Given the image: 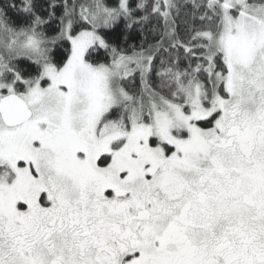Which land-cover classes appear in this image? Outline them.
<instances>
[{"label":"snow or ice","instance_id":"6c2138e0","mask_svg":"<svg viewBox=\"0 0 264 264\" xmlns=\"http://www.w3.org/2000/svg\"><path fill=\"white\" fill-rule=\"evenodd\" d=\"M0 264H264V0H0Z\"/></svg>","mask_w":264,"mask_h":264}]
</instances>
